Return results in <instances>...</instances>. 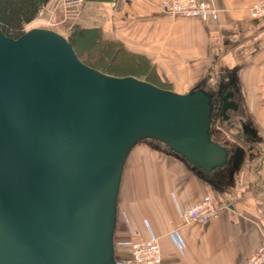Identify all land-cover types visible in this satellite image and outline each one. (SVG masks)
Masks as SVG:
<instances>
[{
  "label": "water",
  "instance_id": "water-1",
  "mask_svg": "<svg viewBox=\"0 0 264 264\" xmlns=\"http://www.w3.org/2000/svg\"><path fill=\"white\" fill-rule=\"evenodd\" d=\"M229 96L223 113L236 108ZM213 113L212 93L105 73L51 28L18 38L0 29V264H118L129 154L151 139L195 167H220Z\"/></svg>",
  "mask_w": 264,
  "mask_h": 264
},
{
  "label": "crops",
  "instance_id": "crops-1",
  "mask_svg": "<svg viewBox=\"0 0 264 264\" xmlns=\"http://www.w3.org/2000/svg\"><path fill=\"white\" fill-rule=\"evenodd\" d=\"M205 1L216 9L206 21L169 18L161 0H86L68 10L50 0L26 26L63 35L59 30L68 33L73 25L99 28L104 39L151 62V83L172 84L179 93H220L222 121L210 131L227 150L222 166L205 171L156 141L138 144L126 163L118 250L127 254L123 243L147 240L151 231L159 237L161 264H244L264 242V17L249 11L259 0ZM230 92L236 108L223 113L221 99ZM206 196L217 214L206 223H186L181 208Z\"/></svg>",
  "mask_w": 264,
  "mask_h": 264
},
{
  "label": "trees",
  "instance_id": "trees-1",
  "mask_svg": "<svg viewBox=\"0 0 264 264\" xmlns=\"http://www.w3.org/2000/svg\"><path fill=\"white\" fill-rule=\"evenodd\" d=\"M49 1L50 0H0V29L7 36H10L12 38L20 37L22 34H24L27 31L26 26L37 18L40 9L46 6L49 3ZM66 37L73 46L78 57L85 64L91 67L97 68L105 73H108V71L107 70L104 71L105 69L103 70L102 67L92 65L81 57L82 53L86 54L95 50H99L102 60L103 59L105 60L106 66L108 65V67L111 68L115 65L117 67H125V70H128L124 74V76L132 75L147 80L149 82L152 80L153 76H155V68L148 59H146L142 55H138L127 51L121 42L104 39L102 37V33L99 28H83L79 25H73L69 29ZM126 60H130V61L132 60V62L135 63L134 68L132 66H129L130 69L126 67L127 66ZM144 66L148 69L150 68L151 70L149 69L146 72L143 69ZM142 141L139 142L138 144L142 143ZM199 168L203 169L201 167ZM118 220H119V201H118ZM118 220H117V226H118ZM116 232H117V227L114 234V244H115V257L118 260L119 258L128 256L129 251L127 254H124L118 250L119 244H121V242L119 243L116 240ZM123 244L127 245V242Z\"/></svg>",
  "mask_w": 264,
  "mask_h": 264
},
{
  "label": "built area",
  "instance_id": "built-area-1",
  "mask_svg": "<svg viewBox=\"0 0 264 264\" xmlns=\"http://www.w3.org/2000/svg\"><path fill=\"white\" fill-rule=\"evenodd\" d=\"M65 10L80 7L86 0H55ZM161 9L169 18L185 17L199 18L203 21L216 13L214 6L205 0H161ZM249 11L255 18L264 17V0L254 3ZM39 14H43V8ZM218 209L210 196L204 197L196 204L181 208L180 215L186 223H206L211 220ZM173 240L183 247V241L176 232L172 233ZM129 254L117 260L118 264H161L163 254L159 237L150 231L149 238L144 241H129ZM244 264H264V242L258 250L245 261Z\"/></svg>",
  "mask_w": 264,
  "mask_h": 264
},
{
  "label": "rangeland",
  "instance_id": "rangeland-1",
  "mask_svg": "<svg viewBox=\"0 0 264 264\" xmlns=\"http://www.w3.org/2000/svg\"><path fill=\"white\" fill-rule=\"evenodd\" d=\"M41 18H42V16H41ZM59 31H63L64 33L67 34V32H66L65 29H62L61 28V30H59ZM81 57L83 59H85L86 61H88L90 64L96 65L98 67H102L103 70L105 69L104 71L107 70L109 74H113V75H117V76H124V74L128 71V70H125V67H117V66L114 65L113 67L109 68L108 65L106 66L105 60L104 59L102 60L101 54H100L99 50H95V51H92V52H89V53H86V54H83L82 53L81 54ZM97 64H99V65H97ZM126 64H127L126 67H128V68H129V66H132L134 68V65H135V63H133L132 60L131 61L130 60H126ZM143 69L147 72L150 68L148 69V68H146L144 66ZM154 78L155 77L153 76L152 79H154ZM158 85H160L161 87H164V88H167V89H171V90L176 91L175 90L176 89L175 86L172 85V84H161L160 82H158ZM230 86L233 88L234 87V84H231ZM219 94L220 93H218V92H215L213 94L214 113L212 114V124L211 125H213L214 122H216V121H218V122L219 121H222L221 120V117H220V98H221V95L219 97ZM145 141L146 142H151V141L155 142V140L148 141V139L145 140ZM145 141H142V142H145Z\"/></svg>",
  "mask_w": 264,
  "mask_h": 264
},
{
  "label": "flooded vegetation",
  "instance_id": "flooded-vegetation-1",
  "mask_svg": "<svg viewBox=\"0 0 264 264\" xmlns=\"http://www.w3.org/2000/svg\"><path fill=\"white\" fill-rule=\"evenodd\" d=\"M225 96H223V98L221 99V103H223V99H224ZM223 104H221V107H222Z\"/></svg>",
  "mask_w": 264,
  "mask_h": 264
}]
</instances>
